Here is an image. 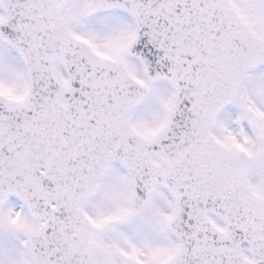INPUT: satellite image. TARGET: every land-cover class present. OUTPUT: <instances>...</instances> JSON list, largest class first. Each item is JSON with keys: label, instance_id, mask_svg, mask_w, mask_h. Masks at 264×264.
<instances>
[{"label": "snow or ice", "instance_id": "6c2138e0", "mask_svg": "<svg viewBox=\"0 0 264 264\" xmlns=\"http://www.w3.org/2000/svg\"><path fill=\"white\" fill-rule=\"evenodd\" d=\"M0 264H264V0H0Z\"/></svg>", "mask_w": 264, "mask_h": 264}]
</instances>
